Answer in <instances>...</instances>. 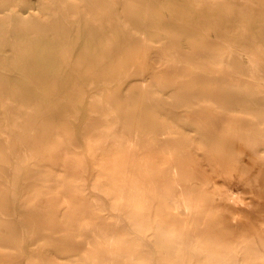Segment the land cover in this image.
<instances>
[{
    "label": "bare ground",
    "instance_id": "6f19581e",
    "mask_svg": "<svg viewBox=\"0 0 264 264\" xmlns=\"http://www.w3.org/2000/svg\"><path fill=\"white\" fill-rule=\"evenodd\" d=\"M0 264H264V0H0Z\"/></svg>",
    "mask_w": 264,
    "mask_h": 264
},
{
    "label": "rangeland",
    "instance_id": "374dc122",
    "mask_svg": "<svg viewBox=\"0 0 264 264\" xmlns=\"http://www.w3.org/2000/svg\"><path fill=\"white\" fill-rule=\"evenodd\" d=\"M247 154H249L247 151H245V152L243 153V155H246V157H248L249 155H247Z\"/></svg>",
    "mask_w": 264,
    "mask_h": 264
}]
</instances>
